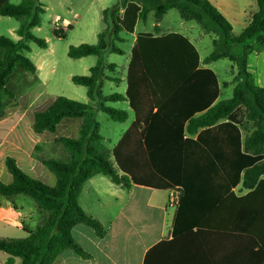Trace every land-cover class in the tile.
Segmentation results:
<instances>
[{"label":"trees","instance_id":"obj_1","mask_svg":"<svg viewBox=\"0 0 264 264\" xmlns=\"http://www.w3.org/2000/svg\"><path fill=\"white\" fill-rule=\"evenodd\" d=\"M256 3L257 11L239 34L209 0H118L103 11L102 21L107 26L99 33L97 43H82L68 49V57L72 59L97 58L88 75H75L72 81L87 88L91 102L102 101V111L117 123L125 122L129 112L106 106L105 102H128L134 110L143 81L161 86V98L142 129L141 143L150 167L164 186L138 180L123 172L125 168L121 165V170L116 168L109 150L102 143L104 137L99 133L100 124L94 119V108L57 96L45 111L35 113L34 131L54 133L64 118H82L80 135L79 138L62 136L58 139L69 153L67 162L55 158L42 161L55 175V186L27 175L14 158L5 159L13 181L6 184L0 180V197L23 195L40 211L47 212L43 222L28 231L26 237H0V252L11 256L9 264L13 257L20 258L21 264H53L66 250L91 258L73 239L71 230L76 224L83 223L98 237L105 236L103 224L88 215L79 203L85 184L97 175L108 176L114 184L128 189L132 184L162 190L181 187L173 222L174 239L199 227L203 217L227 209L238 215L237 224L251 241L253 263L264 264V88L253 83L248 67V55L253 50L251 45L259 43L256 49L264 48V0H256ZM132 5L135 9H131ZM123 9L128 18L120 19ZM171 9L178 10L183 20L196 22L203 28H207V21L214 25L220 37L215 41L213 51L203 60L188 36L161 32L158 24ZM152 12L157 24L154 32L140 33L133 44L127 90L124 94L104 95L105 79L115 84L123 82L105 77L106 66L111 70L116 67V63L105 64V53L124 55L115 41L109 45V30L112 29L110 34L114 38L123 40L121 32L133 33L137 22H146ZM45 14L46 8L39 0H21L18 5L12 4L11 0H0V16L12 17L19 22L17 41L0 36V116L4 110L3 94L15 98L7 83L16 66L32 74L37 72V66L26 53L31 52L29 42L42 49L48 47L44 39L32 33L33 28L41 26ZM54 34L60 38L66 36L64 30L55 29ZM224 58L237 64L242 83L236 85L229 99L218 101L221 94L218 76L212 68L202 67V64L209 65ZM240 105L245 107L248 120L254 123L255 129L243 141L238 133L228 137L232 157L226 160L221 140L210 139L205 133L221 121L232 123ZM238 186L248 193L236 197L234 189ZM163 244L160 242V246Z\"/></svg>","mask_w":264,"mask_h":264},{"label":"rangeland","instance_id":"obj_2","mask_svg":"<svg viewBox=\"0 0 264 264\" xmlns=\"http://www.w3.org/2000/svg\"><path fill=\"white\" fill-rule=\"evenodd\" d=\"M39 1L45 6L46 14L42 17L41 26L33 28L32 33L44 39L48 47L47 49H42L36 43L29 42L31 52L26 53V56L40 69L39 73L34 75L16 66V69L9 77L7 88L14 93L15 98H10L3 94L5 110L4 115L0 119H4L7 129L3 132V136L0 135V142L6 133L9 134V137L18 136L26 144L34 142L35 161L33 163V174L28 172L24 166L21 167L27 175L37 178L49 186H55L57 182L55 175L43 165L42 161L50 158L63 160L64 162L68 161L69 153L58 139L62 136L79 138L83 119L64 118L57 126L56 132H44L42 134L34 131L33 120L37 111H44L57 96H65L68 99L90 104L94 108L92 111L94 119L100 124L99 133L104 137L102 143L109 150L116 168L120 169L119 166L121 165L125 168L123 172L129 173L138 180L164 186L158 174L150 167L145 148L141 143L142 129L148 118L156 111L157 104L161 98V86L155 83L148 84L143 81L141 92L135 102L134 112L129 110L126 103L105 102L106 106H113L122 110L128 109L130 111V116L125 122L117 123L111 120L107 113L102 111V101L91 102L86 94L87 88L72 81V77L75 75H88L89 68L96 65L97 58L93 56L81 59L69 58L67 54L69 47L78 46L82 43L96 44L99 33L107 26L102 21L103 11L114 6L118 3V0ZM20 2L21 0H11V3L15 5ZM233 2L230 6V13L224 14V16L232 24L234 32L239 34L244 29L245 23H248L251 19L252 14L257 11V3L256 0H233ZM135 7V5H132L131 9H135ZM125 17L127 15L123 9L119 18L124 19ZM181 19L178 10L171 9L162 19L161 25L163 28H169L165 29L166 32L177 31L190 34V37L197 43L196 46L200 55L202 57L208 56L215 48V41H218L220 37L216 33L214 25L207 21V28H203L196 22H185ZM137 23L141 31L154 32V25L157 24L154 12L150 14L146 22L143 23L139 20ZM125 25L127 27L128 23L126 22ZM70 26L72 28L68 30ZM18 27L19 22L15 18L0 17V36L17 41L19 39L16 32ZM55 29L64 30L66 36L57 37L54 34ZM112 32V29L109 30V45L115 41L116 47L124 51V55H117L110 51L105 53V64L116 63V67L113 70L107 66L104 68L105 77H113L126 82L134 43H131V34L126 31L120 33L123 40L114 38L110 34ZM259 45V43H254L251 47L255 50ZM248 62L253 76L251 80L257 86L260 85L264 88V61L260 60L259 55L252 53ZM117 67L119 70L116 69ZM209 67L214 70L221 85V94L218 101L229 99L236 85L242 83V79L238 74L239 67L227 58L220 59L217 62L214 61L209 64ZM139 76H141L140 72ZM103 82L102 93L104 95L122 94L124 91V86H121V83L115 84V82L107 79ZM12 126L14 127L13 129H11ZM254 129L255 125L248 120L245 107L240 105L236 109V119L232 123L221 121L218 126L209 130L205 135L208 134L207 137L213 140L217 138L221 140L220 144L226 153V160H229L232 157V148L227 144L228 137L231 134L236 135L238 133L243 141ZM6 151L5 146L0 147V180L9 184L13 181V176L6 168L5 158L12 156V154ZM123 172L120 171V173ZM95 182L100 186L96 187L95 183L87 184L85 189L82 190L79 199L80 205L87 209H90L93 200L104 198V192L108 189L109 182L112 181L108 176L99 175L96 177ZM245 192L241 187L239 194ZM21 197L31 202V204L34 203L28 197ZM28 212H32V207H28ZM43 214L45 218L47 212ZM25 216L24 221L27 220V215ZM33 216H36L35 213L32 214L34 223L40 220L38 215V217ZM12 235L19 237L21 234L14 233ZM241 250L244 261L253 263L251 241L247 236L243 238Z\"/></svg>","mask_w":264,"mask_h":264},{"label":"crops","instance_id":"obj_3","mask_svg":"<svg viewBox=\"0 0 264 264\" xmlns=\"http://www.w3.org/2000/svg\"><path fill=\"white\" fill-rule=\"evenodd\" d=\"M209 1L223 15L230 13V6L234 3L233 0ZM161 21L158 24L161 32H166L165 29L169 28H163ZM248 23H245L244 28ZM148 32L141 31L137 23L134 32L131 33V43L136 42L140 33ZM182 34L190 38L198 51L197 43L190 37V34ZM252 53H256L260 60L264 61V48L252 50L248 59ZM199 56L201 60L206 57H202L200 53ZM202 67H209V65L202 64ZM116 69L119 70L118 67ZM39 71L40 69L37 67V72L34 75H37ZM249 72L251 73L250 69ZM120 85L124 86L122 92L124 94L127 90V84L121 82ZM123 103H126L129 110L133 111L128 102ZM129 110L127 109L130 114ZM3 113L0 117L4 115ZM4 123V119L1 118L0 135L7 129ZM13 128L12 126L11 129ZM4 135L0 147L5 146L6 152L12 154L8 157L14 158L21 169V166H24L28 172L33 174L34 142L26 144L18 136L9 137L8 133ZM97 176L87 181L85 187L91 183H95V186L99 187L100 185L95 182ZM241 187L238 186L234 189L236 197L248 193L242 188L246 192L239 194ZM169 191L137 184H132L131 188L128 189L109 182L103 199L93 200L90 209L82 206L88 215L98 219L103 224L106 230L105 236L98 237L92 228L83 223L76 224L71 230L73 239L91 258L86 259L72 250H66L57 257L53 264H253L244 261L241 250L244 233L237 224L239 217L227 209L203 217L199 227L174 239L173 222L177 207L168 205ZM21 196L23 195L11 198L0 197V237H26L28 231L34 230L43 222L44 212L40 211L34 203L31 204ZM28 207H32L31 213L28 212ZM34 213L36 216L33 217L39 216L40 218L35 223L32 218ZM25 215H27L26 221H24ZM14 233L21 235L15 237L12 235ZM173 241L175 243H172ZM160 242L165 244L160 246ZM10 258L9 254L0 252V264H9ZM20 262V258L13 257V262L10 264H21Z\"/></svg>","mask_w":264,"mask_h":264},{"label":"built area","instance_id":"obj_4","mask_svg":"<svg viewBox=\"0 0 264 264\" xmlns=\"http://www.w3.org/2000/svg\"><path fill=\"white\" fill-rule=\"evenodd\" d=\"M181 192V187H174L169 191V202L170 207H177L179 204V196Z\"/></svg>","mask_w":264,"mask_h":264}]
</instances>
